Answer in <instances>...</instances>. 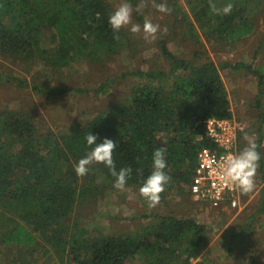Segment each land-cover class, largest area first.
<instances>
[{
  "label": "trees",
  "instance_id": "trees-1",
  "mask_svg": "<svg viewBox=\"0 0 264 264\" xmlns=\"http://www.w3.org/2000/svg\"><path fill=\"white\" fill-rule=\"evenodd\" d=\"M203 1L208 5V0ZM227 1L212 3L217 7L232 3L230 14L217 15L209 8V17L202 16L201 25L206 34L232 43L253 32L250 15L254 8L252 0ZM204 3L199 5L204 7ZM199 5L192 8L199 9ZM112 12L105 0H0V53L40 57L55 69L71 66L77 57H89L95 46H103L106 55H111L124 41L122 32L115 33L109 24ZM138 20H142L140 16ZM45 32L55 44L52 49L40 46ZM162 53L170 61V71L136 72L147 82L136 85L126 101L73 125L66 134L40 133L33 118L23 112H0V246L34 249L42 236L41 255L49 257L54 252L57 258L66 259L64 264H129L138 255L144 264H194L199 259L206 247V227L192 218L161 217L156 233L147 239L139 235L92 237L72 222L79 202L95 191L89 172L80 177L74 170L91 150L84 139L87 133L97 135V142L104 138L116 142L113 158L117 170L132 168L125 188L141 187L152 171L153 152L160 147L167 149L165 171L170 182L185 187L191 184L198 151L213 148L205 135L207 120L233 118L219 66L180 59L164 41ZM6 81L48 99L71 91L41 89L14 76ZM262 85L259 75L260 89ZM111 87L112 83L105 82L95 92L107 94ZM257 150L264 179V158ZM96 166L114 187L109 168ZM185 241L188 245L181 252Z\"/></svg>",
  "mask_w": 264,
  "mask_h": 264
},
{
  "label": "rangeland",
  "instance_id": "rangeland-1",
  "mask_svg": "<svg viewBox=\"0 0 264 264\" xmlns=\"http://www.w3.org/2000/svg\"><path fill=\"white\" fill-rule=\"evenodd\" d=\"M105 1L113 12L121 2ZM128 2L134 9L133 23L142 28L144 18L150 17L153 23L161 25V33L166 25L167 34L158 33L157 39L149 43L144 40L143 31L134 34L130 26L123 27L120 31L124 41L111 55H106L103 46H95L90 48L89 57H77L71 66L59 69L46 66L40 57L27 59L0 53V112H23L33 118L38 131L43 134H66L73 125L86 123L110 106L126 101L136 85L147 82L145 77L135 75L136 72L170 71V61L162 53L164 41L168 50L180 59L197 65L213 62L220 67L233 119L244 127L239 138V152L246 146L244 136L248 134L255 138L264 158V0H252L253 32L232 43L221 41L217 35L206 34L202 28L201 17H209L210 0L208 5L203 0H156L171 9L167 14L152 7L151 0H147V7L139 13L135 8L140 0ZM203 3L204 7H201ZM192 5H199V9ZM49 36L50 33L45 32L40 37L42 49L55 47ZM225 64L233 67H223ZM259 75L263 77L261 89ZM10 76L41 89L71 91L64 97L48 99L31 88L21 89L16 83L10 84L6 81ZM105 82L112 83L108 93H96L95 89ZM173 83H169L168 88ZM79 89L86 92L76 91ZM7 151L5 148L4 153ZM89 174L95 191L79 202L72 222L88 230L92 237L139 235L147 239L156 233L161 217H188L206 227V247L196 262L264 264V179L259 167L255 188L246 194L243 209L228 213L200 206L190 192V185L168 183L160 203L153 208L139 194V188H114L96 164L90 166ZM39 239V245L34 249L1 245L0 264L65 263L66 259L57 258L54 252L43 257L40 251L45 245L44 238ZM187 245L185 241L180 246L181 252ZM129 264H144V258L138 255Z\"/></svg>",
  "mask_w": 264,
  "mask_h": 264
},
{
  "label": "clouds",
  "instance_id": "clouds-1",
  "mask_svg": "<svg viewBox=\"0 0 264 264\" xmlns=\"http://www.w3.org/2000/svg\"><path fill=\"white\" fill-rule=\"evenodd\" d=\"M152 7L160 13H170L171 9L166 3H157L151 0ZM147 7V0H140L136 6V12H142ZM234 5L227 3L222 7H217L210 0V8L214 14L228 15L233 10ZM133 6L128 0H121L114 12L109 16V24L115 33H118L123 27L130 26V31L134 34H140L143 31L145 41L151 43L157 39V34L161 33V25L153 23L150 17H145L143 26L132 22ZM168 27L165 25L162 35H166ZM119 39V35L115 36ZM88 146L91 150L85 157L81 158L74 165L76 174L83 177L88 174L90 166L93 164H103L109 168L111 175L115 178L114 187L118 190H124L127 180L132 173L131 167L120 168L117 170L113 153L116 148V142L112 139L104 138L102 142L98 141V136L89 132L85 135ZM244 139L247 141L246 146L238 154H229L221 157L216 163L218 173L223 177V183L229 187H235L247 194L255 188V177L259 167L261 154L257 150L258 144L253 136L245 134ZM164 147L157 148L152 155V171L144 180L139 188V194L147 201L149 207H156L161 200L162 193L166 190V185L171 181V177L166 173L167 161Z\"/></svg>",
  "mask_w": 264,
  "mask_h": 264
},
{
  "label": "built area",
  "instance_id": "built-area-1",
  "mask_svg": "<svg viewBox=\"0 0 264 264\" xmlns=\"http://www.w3.org/2000/svg\"><path fill=\"white\" fill-rule=\"evenodd\" d=\"M244 132L235 119L210 118L206 122V137L213 148L203 147L197 153V163L190 184V192L200 206L219 212L241 211L245 193L224 184L216 163L221 157L239 153V138Z\"/></svg>",
  "mask_w": 264,
  "mask_h": 264
}]
</instances>
